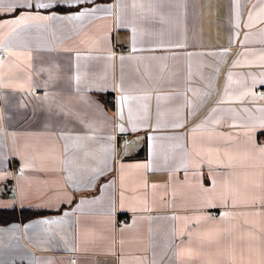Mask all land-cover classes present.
Masks as SVG:
<instances>
[{"label": "crops", "instance_id": "1", "mask_svg": "<svg viewBox=\"0 0 264 264\" xmlns=\"http://www.w3.org/2000/svg\"><path fill=\"white\" fill-rule=\"evenodd\" d=\"M97 6L0 29V264H264V0Z\"/></svg>", "mask_w": 264, "mask_h": 264}, {"label": "snow or ice", "instance_id": "2", "mask_svg": "<svg viewBox=\"0 0 264 264\" xmlns=\"http://www.w3.org/2000/svg\"><path fill=\"white\" fill-rule=\"evenodd\" d=\"M86 2L91 4L92 0H0V12L15 14L14 18L4 21L3 23H0V29H3L9 25H14L15 26L13 28L14 32L17 29H21L24 31L25 34H27L28 29L32 27H38L39 26L38 22H41V21H51V20L73 21V20H79L86 15L94 14L98 11H101L99 6L90 7L88 10H85V11H81L74 7L77 4L83 5ZM62 7H67L69 10V13H73V14L55 15V12ZM116 7L119 8L120 5L117 4ZM141 7H143V5H141ZM111 8L112 6L109 5L107 6L105 10L110 12ZM135 31L136 29L133 28V32ZM10 54H14V53H10ZM109 59H111V57H109ZM261 83H264V81H261ZM119 99L122 101L124 97L121 96ZM261 127L264 128V125H261ZM124 130L125 129L123 128V126H121L120 131L123 132ZM133 130H135V125H133ZM258 151L261 154H264V146L260 147ZM242 159H248L247 154H245V156L242 157ZM135 167L144 168V167H147V165H136ZM236 182L238 185L241 186L242 189L244 190L249 189L247 180L245 179L243 175H241L240 177H237ZM240 198L241 199L244 198L243 192L240 193ZM225 199H227V197H225ZM233 203L235 206V203H236L235 195L233 196ZM223 215L227 216L229 214L224 213ZM252 215H264V213H252ZM173 219L179 220L181 218L173 217ZM60 222L62 221L40 220V221H37L36 224L27 225L26 227L35 228L41 225H49V224L60 223ZM12 227H16V226H12ZM184 255L185 253L183 251H180L177 253V258H180ZM188 255L190 256V253H188Z\"/></svg>", "mask_w": 264, "mask_h": 264}, {"label": "built area", "instance_id": "3", "mask_svg": "<svg viewBox=\"0 0 264 264\" xmlns=\"http://www.w3.org/2000/svg\"><path fill=\"white\" fill-rule=\"evenodd\" d=\"M4 55V51L0 49V63H1V59ZM259 95L260 96H264V89L263 88H259L258 89ZM262 141H264V137L262 138ZM9 171L11 173L10 179L6 182L5 184V188L7 193H11V192H15V176H17L18 174L21 173V168L19 165L14 164L13 161H9ZM117 224H124L125 223V219L123 217L117 216V220H116ZM75 259L72 258V261H74Z\"/></svg>", "mask_w": 264, "mask_h": 264}, {"label": "trees", "instance_id": "4", "mask_svg": "<svg viewBox=\"0 0 264 264\" xmlns=\"http://www.w3.org/2000/svg\"><path fill=\"white\" fill-rule=\"evenodd\" d=\"M66 8L62 7L59 10H64ZM44 213V212H43ZM40 211H30L26 209H21L19 212L15 208L11 209H0V224H8L13 221L21 219H26L31 216L43 214Z\"/></svg>", "mask_w": 264, "mask_h": 264}]
</instances>
